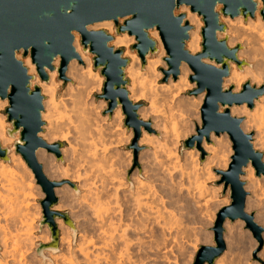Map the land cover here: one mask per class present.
Segmentation results:
<instances>
[{"label":"rangeland","instance_id":"374dc122","mask_svg":"<svg viewBox=\"0 0 264 264\" xmlns=\"http://www.w3.org/2000/svg\"><path fill=\"white\" fill-rule=\"evenodd\" d=\"M181 13L182 12L179 10L176 12V15ZM183 14L185 15V13ZM196 17L200 20L202 24L201 27L202 30L203 22L201 21L200 17H198L197 15ZM220 20L226 27L228 48L233 49L239 47L237 52V58L240 62H243L240 68L235 63H231V64H233L240 72H242L245 68H248L250 71L251 70L256 71V69L254 68L258 64L260 65L261 62L263 63V59L262 61H260L261 59H259L258 57L254 61H252L251 59L249 60V57H247V55L244 54L246 48L242 43L241 44L233 43L234 45H230L228 38H229L230 30L232 29L233 26L228 27L226 23L227 21L229 20L232 21L233 19L221 17ZM261 22L264 24L262 18H261ZM107 34L112 37V41L115 36H122V37L126 36L129 39L131 38V36H128L126 33L121 35H115L114 32ZM223 38H224L223 35H218V39H223ZM78 40L80 45L79 36H78ZM112 41L110 42L109 45L117 49H122L123 57L128 59L129 60L128 63H129L130 58L128 56H124V52L126 48L117 47L112 44ZM134 44H135V40L133 39L128 45L129 54L132 53L136 54V51L131 50V47ZM156 55L149 57L154 58L156 57ZM18 56L20 58L19 60L24 63V58H22V53L18 54ZM88 56L91 58L92 72L96 75L95 85L88 86L87 80L85 84H83V86L77 85L75 84V82H73L72 79L67 77L68 76L67 71L65 74V80L59 79L57 74V80L55 85L57 91V99L58 100L60 99L59 102L62 105L61 106L62 112L64 110L62 114L63 115L62 119L57 123V131L63 130L62 128L65 129L69 128V131L71 132H70V137H68V141L71 142L72 144H75V142L79 141L78 130L81 129V126L79 125L80 121L83 120L82 119L83 116H86L87 114L89 115L91 114L90 117L89 115H87L86 117H88L89 119L93 118L94 120H96V124L99 126L100 129H102V133L105 134V135L103 134L102 137L104 136L103 138L106 140L105 142H103V144L108 145L105 146L107 151L104 153L105 156L103 155L104 158L100 159L101 162L97 161L99 159L96 160V165H97L96 170L98 169L99 171V169L100 170L102 169L101 172L104 175L108 174L107 175L108 178H106L107 182L109 180L111 181L117 180L118 182L120 181L123 182L122 183L123 186H119L117 181L115 182L109 181L111 182V184L108 182V189L106 190L107 192L106 195L107 197L110 196L109 197L110 199L111 196L113 198V195L115 194L114 190L117 189V196L120 200L119 204L122 205L121 214L124 215L128 213L126 215L127 217L124 219L127 220L129 224L127 222L125 223L130 225L131 227L129 231L126 233L127 239L130 240L128 253L132 258L130 260V263L128 264H193L195 256L201 246H214L212 229L216 221V215L221 209L228 206L231 202L229 199V188L224 190V184L221 182V175H219L218 173V172H225L228 169V166L231 163V157L233 156L232 144L228 136L224 134L219 137H215L212 134L210 136L209 142H206L205 140L202 141L200 150L196 149L195 147H193L192 149L182 150L183 142L189 139L190 137L196 135V128L201 127L200 108L202 106V102L204 98V94L198 96L191 95V93L195 89V85L190 83L188 78L187 82L183 85V87H181V96L177 99L176 103L171 105L172 108L174 109L169 111L168 106L164 102L161 103L158 102V104L155 103L154 104L155 106H153L154 108L153 110L154 111L156 110V113H159L160 115L154 114L155 116H149L148 119L144 122L148 123V127L150 128V130L146 131L141 126L139 135L138 137H136L133 128L125 124V116L123 115L120 108H119L120 114L118 115H115V112L118 108L111 114L108 112V103L100 98L102 95V87H103L104 79L100 75V72L98 70L95 71L93 69L92 56L91 55ZM165 57L166 55L164 51L163 57L160 59L159 64L156 65L155 67L153 79L156 80L157 86L167 84L169 81H172V79L170 78L167 82H163L164 76L162 75L160 69H166V64L163 62V59ZM248 61H251L250 64ZM255 63H257L256 66ZM260 66L258 67L259 69ZM80 67L85 68V64L80 62ZM140 70L141 73L148 75L147 60L145 61V64H142L141 62ZM258 72L264 73V64H262V67L260 70H258ZM35 75L39 79L37 73ZM191 75L192 73L190 71V76ZM226 79H224V81ZM39 81L42 82L40 79ZM48 81H49V77H48ZM224 81H223V88L227 89L224 86ZM246 82H249L251 88H255L257 85L261 84V86L257 89H264V81H261V83H259L249 76V77H245L242 80L237 93L241 91L242 86ZM98 84H99L98 86L99 88L97 87ZM129 84L130 82L128 80L127 91ZM38 88L40 89L39 86ZM230 88L235 89V87H230ZM70 94L73 95L71 96ZM128 95L130 96L129 91H128ZM263 96L264 93L261 97ZM42 97H43V101H42L43 104L45 97L43 95ZM73 97L75 98L74 101H73ZM76 99L78 100L80 99L81 101H83L82 103H84L85 105V107L84 106L83 107L86 110L84 111L85 113H87L86 115L81 112L82 109L79 110L80 107L79 104H78L79 107L74 105ZM132 103L140 105L138 112L142 109H149V107H151L149 102L145 99H139L138 101ZM243 106L248 111H252L254 109V106L252 110L248 109L246 105ZM7 108H8L7 100L4 101L0 100V128H4L6 131L7 129L11 128V124L7 121V117L5 114V110ZM75 110H79V113L81 115L77 113V111ZM169 115H171V117ZM138 119H140L139 115H138ZM238 119L241 120L240 127L243 128L245 119L244 118H238ZM161 120H165L166 122H168L167 125H170V123H172L174 126L172 124L171 125L172 127H174L175 131L179 132L178 136H175L171 132V133H167L166 136L164 137L163 131L160 126ZM81 123H83V121ZM64 125L67 126L69 125V126L67 127ZM78 125L80 126L79 129L77 127ZM44 126L45 123L42 126L41 133L43 132ZM72 128L74 130L78 129L76 132L78 133V137L76 134H74L75 133L74 130L72 132ZM167 131L170 132L171 130L168 128ZM143 133L147 134L149 138L153 137L154 140L152 138V140L150 141L151 143L150 142H147L145 144L140 143ZM244 134L252 135L251 143L253 146V138L255 137L256 134L255 131L253 130L250 133H244ZM73 136L76 137L77 139H74ZM18 137L19 136L16 135L14 138H11L12 144L8 145L7 147L2 146L1 140H0V145L2 148L10 149L8 160L4 162L9 163L10 162L9 158L12 155L17 156L21 159L22 165L20 164L16 169L18 174L24 179L25 183L27 184V187L29 186V188L27 189V192L29 191L27 194L29 195L28 196L29 209L27 208V211H25L24 209L22 210V207H20L22 205H20L19 200H18L19 202L16 201L18 204H15V202L13 203V201L9 203V201L7 202L6 200L5 202L3 200L4 202L3 203L1 200L0 223L4 228V230L5 229L7 230L6 233L9 231L8 234L9 236L12 237H16V235L19 234L18 232H22V229L24 232L25 229L31 227V229H29L31 234L28 232V230H25L26 232H28L29 238L31 237L33 239L28 242L29 244L27 243V241H25V243L28 244L26 245L28 247L27 248L28 252H26L27 254L24 255L25 258L23 257L24 261L22 259L24 264H54L50 259V256L60 254V249L62 248L60 238L63 232L67 231L70 233L73 247L75 249V245L79 240V236L82 234L81 231L83 227L87 225L86 221L91 218L90 217L88 219L90 215L88 216V212L86 210H85V212H87L86 217L80 216L84 212L83 211L81 213L80 212L81 209L79 208L82 205L80 204V202L82 200V195L84 192L83 189H80V187H78L79 183H72L64 180L57 181V179H55L56 177L60 176L62 173L68 174L69 172V174L71 175L77 173L78 170L80 169L77 158L80 157L78 155L76 156L75 154V156H73L72 159L71 158L69 160L67 159L68 161L66 160L65 162L64 160L65 157L62 154V150L67 148L68 141L54 140L52 145L53 144L60 145L58 149L59 156H56L55 154L48 152L46 150L45 151L47 155L50 156V161L52 160L51 165L54 166L55 172L53 173V171L49 168L47 163L39 160L38 157L36 158L37 162L42 166L43 173L46 176V178L50 182H54L60 185L59 187H56L54 189V194L57 199V203L51 210L53 212L55 211L56 214L65 215L68 221L70 222V224H67L62 218L59 217L54 220V224L58 232L57 252L51 253L49 250L43 249L41 251V254H39L37 251L39 245L48 246L51 243L50 240L51 231L48 225L43 223V210H42L41 202L45 199V195L42 192L40 186L36 184V180L34 178L33 173L26 166L21 156L17 155L12 149V146L15 143L16 139H18ZM219 138L221 139V141L223 140L222 142L224 143V144L222 143L224 145V146L222 145L223 147L222 158L224 156L223 159L224 160L226 159V161H228V165L225 170L221 168H217L216 165H214L211 162V158H210L211 155H209V153H207L203 149L204 143L210 146L213 145L214 142ZM77 143L75 144L76 149L79 147V144ZM161 147H162V151L164 150L167 151L168 149L172 150L173 152L172 154H174L173 157L165 158L166 156L165 154L162 156L160 151ZM155 150H159L160 154L158 153L157 154L158 157H155L154 160L155 154L153 152ZM254 150L262 154V162L264 163V151L260 149H254ZM107 153L108 156L110 155L109 157L107 156ZM196 153H198V156H195ZM103 159L106 160V162ZM156 160L159 161L157 162ZM97 162L99 163V165L97 164ZM109 163H111L112 165ZM163 163L165 164V167L167 166L168 168L170 167L171 172H172V168L173 170L175 169L174 170L175 172L171 173L168 171L171 175L168 174V172H165L166 170H163L164 171L163 172L161 168V165L164 166ZM105 164L108 165L106 166ZM76 167L78 168L77 171H76L77 169ZM101 172L99 171V173ZM97 173L98 172L96 171V176L98 175ZM114 173L116 174L114 175ZM56 174L59 175L57 176ZM116 176L118 178H116ZM243 176L244 173L240 177V180L244 183V190L247 193L246 203H245V213L247 215H253L254 223L258 227H260L263 231L260 234V240H257L252 234V232L246 229V225L243 221L237 220L234 223H230L229 221H227L224 224V230H225L224 242L226 245V250L219 259L223 258L226 262L225 264H264V203H263L264 199L261 198L259 199L258 196L260 194L257 193L256 194L258 196H256L257 197L256 199L252 194L254 192H252V190L246 189L248 183L243 179ZM109 177L112 179H110ZM254 178L259 181L258 184L259 187L257 189V192L259 190L258 193H261L260 191H264V181H263L264 175L260 174L259 176H256L254 170ZM160 179L161 181L162 180L163 181L161 182ZM138 181L141 182V185L144 188H147L148 185L153 184L152 185L153 187L151 185L150 186L152 187L151 189L153 191V192L151 191V193L154 195H150V196L148 195L146 198L143 195L145 191L138 187L139 186L137 184ZM116 186H118L119 188H116ZM200 187H202L204 191L201 190L202 192L199 193L197 189H199ZM62 190L66 191V194L62 193ZM137 191L139 194H141V199H142V201H140L141 210L134 213L133 212L134 210L131 209V207L133 206L132 205L133 198L131 196ZM2 194L4 195V197L6 196V194H4V192L0 190L1 197L3 196ZM208 198H210L209 199L210 202L205 201L208 200ZM12 205L14 208H11ZM16 205L17 206L20 205L19 207L21 208L22 211L18 207L16 208ZM7 209L12 211V213L11 212L9 213ZM13 212L16 215L13 216ZM115 214L116 213H111L108 215V217L118 218V215ZM23 215L26 216L25 218L26 223H23L24 222L22 217ZM21 218L22 220H19ZM16 220H18V222ZM58 220L62 222L63 224L62 228L58 227L57 225ZM91 221L92 220L90 219L89 223ZM24 224L25 226L26 224L28 225L24 227ZM88 228L90 229L89 237L94 238V241L93 240L92 241L94 243L96 241V244L99 245V243H97L101 240V236H98L100 235L99 232L94 230L92 226L91 227L88 226ZM17 229H21V231ZM23 232L20 233L21 234L20 237L23 236V234L25 233ZM109 233L111 234L112 231ZM93 235L96 237H94ZM97 236L100 237L99 238L100 240L97 239L98 238ZM115 241L113 244L116 247H114L112 244L113 250L115 248L116 252H118L119 250L121 251V248L122 247L124 248L122 244L123 242L120 240L118 241V239ZM0 254H1V248H0ZM113 255L114 257L118 256L115 254V251Z\"/></svg>","mask_w":264,"mask_h":264},{"label":"water","instance_id":"95a60500","mask_svg":"<svg viewBox=\"0 0 264 264\" xmlns=\"http://www.w3.org/2000/svg\"><path fill=\"white\" fill-rule=\"evenodd\" d=\"M69 3L70 0H0V100L8 102L5 114L11 124L6 134L10 138L19 136L12 149L21 156L45 195L41 202L43 223L51 231L50 245H39L38 253L41 254L43 249L51 253L57 252L58 232L54 220L62 215L51 210L57 203L54 189L60 185L46 178L42 166L36 160V150L31 145H38L56 156H59L60 145L47 146L36 137V132L39 130L41 133L44 124L41 119L43 97L38 86L34 84V75L28 74L22 61L13 62L11 53L15 48H23V51L18 49L15 55L22 53L24 59L32 57V64H37V58L41 64H47L44 69H40L37 64L36 73L42 82L48 81L46 72L55 69V60H48L52 55L60 53L61 64L59 62L56 70L58 78L65 80L68 64L73 60L80 62L73 46L75 35H78L82 51L92 56L93 69L98 70L104 79L100 98L108 103V112L111 114L120 108L125 116V124L132 127L138 137L142 126L137 115L140 105L128 99V80L124 73L129 60L123 57L122 49L109 45L112 37L105 31L87 29L104 21L114 23L115 35L126 33L134 37L135 44L131 50L136 51L142 64H145L147 56L158 54L156 42L148 35L152 30L158 32L166 55L163 59L166 69H160L164 76L163 82L170 78L176 81L182 64L190 69L192 75L189 81L195 85L191 95L204 94V98L200 108L201 127L196 128V135L183 142L182 150L193 147L200 150L202 141L209 142L211 134L215 137L226 134L232 144L231 163L225 172H218L224 190L229 188L231 202L216 215L212 229L214 246H201L193 264H215L222 256L226 250L224 224L227 221H243L246 229L260 240L263 230L254 223L253 215L245 213L247 193L240 177L248 165L254 168L256 176L264 175L262 154L253 149L252 135L242 132L241 120L232 117L230 109L246 105L252 110L254 101L263 95L264 89L250 88L249 82L238 93H234L233 88H223V81L230 74V64L235 63L240 68L243 62L237 58L238 49L228 48L226 27L220 18L241 17L246 21L248 18L253 19L258 12L264 22V0H79L78 8L64 15L62 9ZM182 6L188 7L203 22L201 51L194 56L185 49L191 27L183 13L176 15ZM45 13L51 14L52 18L49 19ZM218 35H223L224 38L218 39ZM42 37L50 38L52 48L43 49L35 45ZM67 37L71 40L70 44ZM101 58L112 75L107 69L100 67ZM205 59L215 66L203 63ZM118 74L121 86L119 92L113 93L109 83L116 80ZM10 81L14 82L11 88L8 85ZM26 92L39 94L38 106L27 100ZM109 93L122 95L119 103ZM221 109L224 110L222 115L219 114ZM9 153V148H2L0 145L1 160L7 161ZM63 217L70 224L66 216Z\"/></svg>","mask_w":264,"mask_h":264},{"label":"bare ground","instance_id":"6f19581e","mask_svg":"<svg viewBox=\"0 0 264 264\" xmlns=\"http://www.w3.org/2000/svg\"><path fill=\"white\" fill-rule=\"evenodd\" d=\"M180 11L182 13H185V19L189 23L190 27H192L188 33L189 38L186 41L185 49L190 53V55H193V56L197 55L201 51L202 40H201L200 32H201L202 24H201L200 20L196 17V14L191 13L188 7L182 6ZM233 21H235V22H233ZM226 24L228 27L233 26L232 29L230 30L229 38H228L230 45H234L233 43H239V44L242 43V44H244V47L246 48V51L244 52V54L247 55V57H249V60L251 59L252 61H254L258 57H259V59H261L260 61H262V59H263V63L261 62V64H260L261 66L259 64L256 66V64L259 62L255 63L256 67L254 69H256V71H252V70L250 71L248 68H245L242 72H240L239 70H237V68L233 64H230V75L227 79L225 78L226 80L224 81V86L226 88L235 87V89H233V92L237 93V91L239 90L240 83L242 82V80L245 77L250 76L259 83H261V81H264L263 80L264 79V77H263L264 73L262 72L263 73L262 74L261 72H258V70L261 69L262 64H264V24L261 22V18H260V15L258 12L255 13V16L253 19L248 18L246 21H244L241 17H238V18L233 19L232 21H230V20L227 21ZM87 29L89 31L103 30L107 33H113L114 32V26H113L112 21H104V22L95 24L94 26L87 28ZM148 35L152 40H154L156 42L157 48H158V54L156 55V57L150 58L149 56H147V58H146L147 66H148V75L141 73V70H140L141 69V61L136 56V54L135 53H132V54L128 53V49H129L128 45L134 39L133 36H131L130 39L127 38L126 36L125 37L115 36L113 41H112V44L117 46V47H125L126 50L124 52V56H128L130 58V62L128 63V65L125 68V74H126L128 80L130 82L129 87H128V91L130 93V96L128 95V99L132 102H136L139 99H145L149 102V104L151 106V107H149V109H142L138 112V115H139L140 119L142 120L141 121L139 119V121L142 123V128L146 131L150 130V128L148 127V123H145L144 121H146L149 116H155L156 114H159V113H156V110L155 111L153 110L154 109L153 106H155L154 104L155 103L158 104V102H160V103L164 102L168 106L169 111L173 110L174 108H172L171 105L176 103L177 99L181 96V87H183V85L187 82V80L190 76V70H189L188 66L186 64H182L180 67L179 77L176 81H169L167 84L157 86L156 80L153 79V77H154L155 67H156V65L159 64L160 59L163 57L164 50L162 49V44L160 42V38H159L157 31H155V30L149 31ZM73 46H74L76 53L78 54V56L80 58V62L85 64V68L80 67V62L78 60H73L67 66V69H66V71L68 72L67 77L72 79L73 82H75V84H77V85L83 86V84H85L86 80H87L88 86L95 85L96 84V79H95L96 75L92 72V69H91V58L82 51V49L79 45V40H78L77 35H75ZM238 48L239 47H236L233 49H238ZM237 52H238V50H237ZM248 62L250 64L251 61H248ZM58 64H59V60H55L53 62V67H55V69L53 71H47L49 81L42 83L39 81V79L35 75L36 74V68H34L32 66L33 64L31 63L30 58L27 57L24 59V65L26 66V68L28 70V74L34 75V82L36 85H38L40 87V90H41L40 93L45 97V100L42 104L44 111L41 113V119L45 123V126H44L43 132L41 133L39 138L43 142H45V144L47 146H51L52 143L54 142V140H56V141H68V137H70V132H71V131H69V128L68 129L62 128L63 130L57 131V123L62 119V117H63L62 114L64 112V110L62 112V107H61L62 105L59 102L60 99L59 100L57 99V91H56V87H55L56 80H57L56 68H58ZM208 64L214 65L213 63H210V62ZM259 66H260V69L258 68ZM65 74H66V72H65ZM98 86H99V84L97 85V87ZM260 86H261V84L257 85L253 89L257 90V88H259ZM249 87H250V84H249ZM70 95H67V96H70ZM260 97L257 101L255 100L256 102H254V105H253L254 109L252 111H248L242 105L241 107L240 106L239 107H237V106L232 107L230 109V114L232 117L245 119L243 128L240 127L241 130H243L242 132L243 133H250L251 131L254 130L256 134H255V137L253 138V149H260V150L264 151V96L261 98ZM74 100H75V98L73 97V101ZM42 101H43V99H42ZM82 102L83 101H81L80 99L79 100L76 99V102L74 105L77 107H79V105H80L79 110L82 109L81 112L86 115L87 113L84 112V111H86L84 109L85 105ZM86 106H87V104H86ZM79 110H75V111H77V113H79ZM118 114H120L119 108L115 112V115H118ZM87 115H89V114H87ZM90 115H89V117H90ZM86 116H83V118H82L83 123H81L82 121H80V124H79L81 126L80 130H78L80 126L79 125L77 126L78 127L77 130L79 131V137H78V133H76L77 130L75 129L76 130L75 131L72 128V132L74 130V132H75L74 134H76L78 139H79V141L75 140V141L79 142V143L75 142V144L76 143L79 144V147H78L79 149L77 148L78 149L77 150L75 144H72L71 142L68 141L67 148L62 150V154L65 157L64 158L65 162L67 159L68 160L70 158L72 159L73 156H75V154H76V156L78 155L80 157V158L76 157L77 161L79 162L80 169L78 170V168L76 167L77 168L76 171L78 170V172L74 173L73 175L69 174V172H68L69 175L61 172L63 175L61 174L62 176L61 175L58 176L59 174L58 175L56 174L58 177H56L55 179H57V181L58 180H64V181H69L72 183H79L78 187H80V189H83V192H84L82 195V200L80 202V204H82V205L81 206L79 205L80 206L79 208L81 209L80 212L82 213L83 211L85 212V210H86L88 212V216L90 215L88 217V219L91 217L90 219L92 221L89 223L90 219L87 221L85 220L87 222V225L85 227H83V229L81 231L82 234L80 233L81 235L79 236V240L75 245V249L73 247V243H72L70 233L67 231L63 232V234L60 238L61 247H62L60 249V254L52 255V256H50V259L52 260V262L54 264H101V263H103V264H128V263H130V260L132 259L128 253L130 240H128L126 237L127 236L126 233L129 231V229L131 227H130V225H128L129 223L127 222V220H124L127 217L126 215L128 213L124 214V215L121 214L122 205L119 204L120 200L117 196V189L114 190L115 194L113 195V198L111 196V199H110L109 198L110 196L108 195L109 197H107V195H106L107 194L106 190L108 189V182L111 180H109L108 182L106 181V178H108L107 177L108 174L104 175L101 172L102 169L101 170L99 169V171L102 173V175H101V173H99L98 169L96 170V167H97L96 160L99 159L97 161L101 162L100 159L104 158L103 155L107 151L106 147H105L107 144L106 145L103 144V142H105L106 140L103 138L104 136L102 137V135L104 133H102V129H100L99 126L96 124V120H94L93 118H91V119H93V120H91ZM92 116H93V114H92ZM169 116L171 117V115H169ZM167 124H168V122H166L165 120H161L160 126H161V129L163 131L164 137L166 136L167 133H171V132L175 136H178L179 132L175 131L174 127H172L173 124L170 123V125L172 124L171 126L167 125ZM64 126H67V125H64ZM168 128L171 130L170 132L167 131ZM6 132L7 131L4 128H0V140L2 141V146H5V147L12 144L11 138H9L7 136ZM152 138H149V136L147 134L143 133V136H142V139L140 140V143L145 144L147 142H150L152 140ZM74 139H77V138L74 137ZM153 140H154V138H153ZM222 141L219 138L218 140H216L214 142V139H213L214 144L208 146L207 144L204 143L203 149L207 153H209V155H211V157H210L211 162L214 165H216L217 168H221V169L225 170L227 168L228 161H226V159L225 160L223 159L224 156L222 158V148H223L222 145L224 144ZM52 146H54V144ZM45 150L48 151L47 149H43V148L39 149V151H36V154H35L36 158L38 157L39 160L47 163L49 168L54 173L55 168H54V166L51 165L52 160L50 161V156L47 155ZM160 151H161L162 156L164 154L166 155L165 158L166 157L167 158L173 157V155H174V154H172L173 152L170 149H168L167 151L164 150L165 151L164 152V151H162V147H161ZM160 151L155 150L153 152L155 154L154 160H155V157H158L157 154L158 153L160 154ZM107 156H108V153H107ZM195 156H198V153H196ZM97 157H99V158H97ZM9 159H10L9 163L0 160V190L2 192H4V194H6L5 197L3 194H2L3 195L2 197L0 196V201L2 200V202H3V200H4V202H5V200H6L7 202L9 201V203L11 201H13V203L15 202V204H18L17 202L20 201V205H22V206L16 205V208L18 207L21 210L20 207H22V210L24 209L25 211H27V208L29 205V203H28L29 202V200H28L29 195H27L29 191L27 192V189L29 188V186L27 187V184L25 183L24 179L18 174L17 169H16V168H18V166L20 164L22 165L21 159L17 156H13V155L10 156ZM104 161L106 162V160H104ZM98 162H97V164L99 165ZM107 162H108V160H107ZM109 164H111V163H109ZM73 165H75V164H73ZM77 165H78V163H77ZM111 165H110V167H111ZM108 168H109V166H108ZM161 168H162V171L166 170L165 172H168V171L171 172L170 167L169 168H168V166L165 167V164H164V166L161 165ZM174 170L172 168V172H175ZM96 171L98 172L97 176H96ZM105 171H104V173H105ZM109 172H110V170H109ZM169 172H168V174H170ZM111 173H112V171H111ZM243 173H244L243 179L248 183L246 189L252 190V192H254L252 194L254 195V197L256 199H257L256 196H258L257 194H260L259 195L260 197L258 196L259 199L260 198L264 199V191H260L261 193H258L259 192V190H258V192H257V189L259 187L258 186L259 181L254 178L253 167L248 166V167L244 168ZM115 174L116 173H114V175ZM112 175H113V173H112ZM109 176H111V175H109ZM96 177H97V179H96ZM116 178H118V177L116 176ZM119 178H121V177H119ZM110 179H112V178H110ZM113 181H111V182H113ZM115 181H117V180H115ZM160 181H161V179H160ZM111 182H109V183L111 184ZM117 183L119 184V186H123V184H122L123 182L117 181ZM137 184L139 185L138 187L140 189H143L145 191V193L143 195L146 198L148 195L149 196L154 195L151 193V191H152L151 188L153 187L152 186L153 184L152 185L150 184L152 187L150 185H148L147 188H144L141 185L140 181H138ZM116 188H119V187L116 186ZM197 190L199 191V193L204 191L202 189V187H200ZM62 193L66 194V191L62 190ZM131 197L133 198L132 199L133 200L132 201L133 206L131 207V209L134 210L133 211L134 213L138 212L139 210H141V204H140L141 203L140 201H142L141 194H139L137 191L134 194H132ZM209 199L210 198H208V200H205V201L210 202ZM15 204H14V206H15ZM111 204H112V206H111ZM6 205H7V203H6ZM251 205H253V204H251ZM11 208H14L13 205ZM8 211H9V213L10 212L12 213V211H10V210H8ZM13 211H14V209H13ZM17 211H18V209H17ZM84 212L82 215H80L81 217L82 216L86 217L87 212H85V213ZM111 213H116L118 215V218L108 217V215ZM14 215H16V214H14V212H13V216ZM24 216L25 215L22 216L23 221H24L23 223H26L25 222L26 216L25 217ZM63 216H65V215H62L59 218H62L65 221ZM17 217H18V215H17ZM84 219H86V218H84ZM14 220H15V217H14ZM19 220H22V218ZM16 221L18 222V220H16ZM125 222H127L128 224H126ZM22 225H20V226H22ZM27 225L28 224H26V226ZM57 225L59 228H62V226H63L62 222L59 220L57 221ZM26 226L24 224V227H26ZM88 226H90V227L92 226L94 228V230L99 232L100 235H98V236H101V240L99 239L100 237L97 236L98 237L97 239L100 240L99 242H97V243H99V245L96 244V241H95V243L93 242L94 238L91 237L92 238L91 239L89 237L90 236L89 235L90 229L88 228ZM21 229H17V230L21 231ZM29 229H31V227H29L28 229H25V230H28V232L30 233ZM25 230H24V232L26 234L23 232V229H22V232L24 233L23 236L20 237V235H21L20 233H22V232H18L19 233V234L17 233L18 235L14 234V235H16V237H12V236H9V234H8L9 231L6 233L7 230L6 229L4 230V228L2 227V225L0 223V248H1L0 264H9V263H11V264H24L23 263V261H24L23 257L25 254H27L26 252H28L27 251L28 247L26 245H28L29 244L28 242L33 239L31 237H30L31 239L29 238V234ZM111 231H112V233L110 234L109 232H111ZM114 233H116V234H114ZM17 236H19V237H17ZM94 237H96V236H94ZM117 239H118V241L119 240L122 241L123 242L122 244L124 246V248L122 247L123 249L121 248V251L119 250L120 247L118 248L120 253L118 250H117L118 252H116L115 248L113 250V246L116 247L113 243ZM25 241H27L28 244L25 243ZM31 242H30V244H31ZM112 244H113V246H112ZM30 247H32V246H30ZM114 251H115V254L118 255L117 257L116 256L114 257V255H113ZM22 259H23V261H22ZM225 263L226 262L223 258L219 259L216 262V264H225Z\"/></svg>","mask_w":264,"mask_h":264},{"label":"clouds","instance_id":"9594fccd","mask_svg":"<svg viewBox=\"0 0 264 264\" xmlns=\"http://www.w3.org/2000/svg\"><path fill=\"white\" fill-rule=\"evenodd\" d=\"M78 3H79V0H70V3L62 9L63 14H64V15H68V13L72 12L74 9H77V8H78ZM45 15H46L49 19L52 18V17H51V14H49V13H45ZM159 36H160V35H159ZM67 38H68V37H67ZM68 42H69V44L71 43L70 38H68ZM35 45H37V46H39V47H42L43 49H50V48H52V46H53V45H52V42H51V40H50V38H43V37H42L41 39H39V40L35 43ZM27 47H28V46H27ZM18 49H19L20 51H23V48H15V49L12 50L11 55H12V61H13V62H15V61H19V59H20L19 56H16V55H15V52H16ZM93 54H95V53H93ZM95 55H96V54H95ZM61 56H62V54H60V53H56L55 55H52L48 61L51 62L52 60H59V62H60V64H61ZM30 59L32 60V57H30ZM203 62H204L205 64H208V63H209V61H208L207 59H205ZM37 64H39L40 69H44V68H46V67L48 66L47 64H41L38 58H37ZM37 64H34V63H33L32 66H33L34 68H37ZM210 66H215V65H210ZM100 67H102V68H104V69H107L108 73L112 75V73L109 71L108 67H106V66L104 65L102 58L100 59ZM196 79L198 80L199 77H196ZM13 83H14V82H12V81L8 82V85H9L10 88H11V85H12ZM109 85L112 86V92H113V93H115V92H119L118 89H119L120 86H121L120 75L118 74V78H117L116 80H113L112 82H110ZM109 95H111V93H109ZM25 96H26L27 100H28L31 104H33V105H37V106L39 105L40 100H39V94H38V93H36V94H32V93H27V92H26V93H25ZM121 96H122V95H111V97L116 101V103H119V99H120ZM209 99H210V98H209ZM116 103H115V104H116ZM215 111H216V110H215ZM223 112H224V110L221 109L219 114L222 115ZM37 113H39V107L37 108ZM207 115H208V113H207ZM37 121L39 122L38 117H37ZM202 124H203V126L205 127L203 121H202ZM205 128H206V127H205ZM40 135H41V133H40V131L38 130V131L36 132V137H39ZM38 140H39V139H38ZM31 146H32V149H35L36 151H39V149L42 148V147H40V146H38V145H35V144H33V145H31Z\"/></svg>","mask_w":264,"mask_h":264}]
</instances>
